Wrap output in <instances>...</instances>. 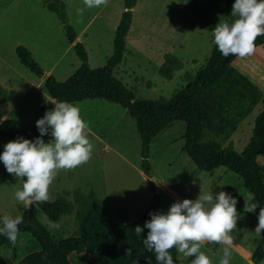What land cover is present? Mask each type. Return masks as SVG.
I'll list each match as a JSON object with an SVG mask.
<instances>
[{
    "label": "rangeland",
    "instance_id": "obj_1",
    "mask_svg": "<svg viewBox=\"0 0 264 264\" xmlns=\"http://www.w3.org/2000/svg\"><path fill=\"white\" fill-rule=\"evenodd\" d=\"M53 0H0V90L3 121L19 120L31 125L40 107L49 100L43 84L47 78L65 83L80 66L74 46L81 44L91 71L106 66L113 50V38L124 11L123 0H107L98 8L85 7L83 0H64L63 16L74 36L69 44L62 22L47 10ZM230 0H136L126 36L125 50L112 76L130 92L134 100H169L184 89L194 75L204 68L213 48L212 29L218 22L232 21ZM23 48L42 72L40 77L24 68L16 49ZM177 59L179 69L171 67V79L160 70L165 57ZM232 67L262 95L261 101L241 121L228 138L215 137L204 131L203 143L214 142L240 154L247 146L256 117L264 108V48L258 47L251 57L236 58ZM91 132L93 152L89 161L75 169L59 170L49 187L52 203L60 198L71 205L53 228L46 216L36 211L37 222L49 233L53 243L78 236L77 212L98 203L99 210L110 220L132 223L158 201L166 212L171 204L184 199L195 200L209 191H225L237 199L239 218L233 230L230 264H255L252 254L261 237L254 231L258 207L244 211L248 200L243 183L224 168L211 173L197 169L183 150L185 124L167 127L150 145L148 176L141 171L140 139L136 125L120 107L99 100L76 103ZM51 138L48 136L45 143ZM12 141L0 137L3 145ZM264 167V154L257 159ZM150 182L155 191L148 190ZM21 180L7 173L0 163V216L22 215L23 205L14 198ZM156 197V198H155ZM224 245L204 241L200 251L211 264H219ZM37 250L29 236L17 238L15 246L0 250V264H18ZM194 257L177 251V264H191ZM68 264H87L84 252L72 254ZM51 264V263H50ZM264 264V260L260 263Z\"/></svg>",
    "mask_w": 264,
    "mask_h": 264
},
{
    "label": "trees",
    "instance_id": "obj_2",
    "mask_svg": "<svg viewBox=\"0 0 264 264\" xmlns=\"http://www.w3.org/2000/svg\"><path fill=\"white\" fill-rule=\"evenodd\" d=\"M63 1L53 0L47 6V10L54 13L62 22L68 42L73 44L74 36L63 16ZM135 3L136 0H123L124 11L113 38L112 55L104 68L91 71L83 46L76 44L74 52L80 62L78 70L65 83H58L51 78L44 81L43 88L49 100L40 107L31 125H25L19 120L2 121L3 113L0 106V137L8 140L17 137L34 139L39 135L35 121L41 118L46 110H50L56 101H68L73 104L86 100L104 101L125 110L134 120L140 139L141 171L145 176L150 173L148 162L150 145L167 127L174 123H184L183 150L189 161L204 173H211L217 168H224L232 173L242 181L247 193H254L253 201L258 205V210L264 208V167L257 164V159L264 154V108L256 117L251 138L240 154L230 148L223 149L214 142L203 143L204 131L215 137L228 138L261 101L260 91L232 67L237 57L231 55L227 58L222 57L213 44L204 68L171 99L134 100L133 95L121 86L111 72L122 60ZM235 19L236 17L232 21ZM255 43L257 48H264V36H258ZM15 53L20 64L31 74L38 77L42 75L23 48H17ZM165 59L166 64L160 70V75L170 80L171 67L176 66L179 69L180 63L169 56ZM47 137H43L44 141ZM147 187L151 193L155 191L150 182L147 183ZM37 210L51 223H57L72 209L65 199L60 198L52 203L36 205L31 220H28V211L22 214L24 223L19 226L18 237L29 236L37 250L29 252L18 264H68L67 259L70 255L82 252L88 258L87 264H155L154 255L145 251L141 243L148 230L144 229L139 237L134 228L137 225L143 227L144 222L150 219L149 212H162L158 201L132 223L110 220L99 210L96 202L86 211L76 213L78 236L61 240L56 244L37 222L35 218ZM12 246L6 237L0 236V250H8ZM170 252L174 264H177V250L173 248ZM251 258L255 264H260L264 260V234Z\"/></svg>",
    "mask_w": 264,
    "mask_h": 264
},
{
    "label": "clouds",
    "instance_id": "obj_3",
    "mask_svg": "<svg viewBox=\"0 0 264 264\" xmlns=\"http://www.w3.org/2000/svg\"><path fill=\"white\" fill-rule=\"evenodd\" d=\"M107 0H83L85 7L98 8ZM232 22H218L212 29L213 43L222 57H251L257 50L258 36H264V0H234ZM50 110L35 121L39 133L32 140L24 137L7 142L0 152V163L7 173L22 181L14 198L23 205V210L45 203L49 199V187L59 170L75 169L87 163L93 152L89 140L91 129L81 116L80 108L68 101H56ZM51 139L45 143L43 137ZM254 200V193H248ZM237 199L225 191H209L199 194L195 200L184 199L171 204L166 212H149L150 219L143 227L137 225L135 233L147 229L141 240L145 251L154 255L155 264H174L170 250L175 248L186 257H194L191 264H211L210 258L200 251L202 242L209 241L224 245L219 264H230L233 246V230L239 214ZM256 203L244 205V211L252 213ZM257 235L264 234V208H260ZM24 223L23 215L0 216V236L15 246L19 226ZM51 227L58 228V224Z\"/></svg>",
    "mask_w": 264,
    "mask_h": 264
},
{
    "label": "water",
    "instance_id": "obj_4",
    "mask_svg": "<svg viewBox=\"0 0 264 264\" xmlns=\"http://www.w3.org/2000/svg\"><path fill=\"white\" fill-rule=\"evenodd\" d=\"M35 207V206H34ZM34 207H30L29 210H28V220H31L32 217H33V210H34Z\"/></svg>",
    "mask_w": 264,
    "mask_h": 264
},
{
    "label": "crops",
    "instance_id": "obj_5",
    "mask_svg": "<svg viewBox=\"0 0 264 264\" xmlns=\"http://www.w3.org/2000/svg\"><path fill=\"white\" fill-rule=\"evenodd\" d=\"M4 120V118L2 119V121Z\"/></svg>",
    "mask_w": 264,
    "mask_h": 264
}]
</instances>
